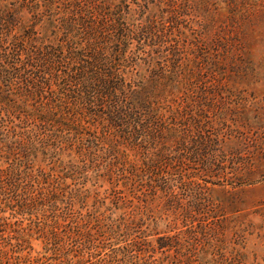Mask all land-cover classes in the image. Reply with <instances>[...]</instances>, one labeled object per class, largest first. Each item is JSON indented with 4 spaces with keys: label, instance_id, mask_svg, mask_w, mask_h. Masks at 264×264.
Returning a JSON list of instances; mask_svg holds the SVG:
<instances>
[{
    "label": "trees",
    "instance_id": "16d2710c",
    "mask_svg": "<svg viewBox=\"0 0 264 264\" xmlns=\"http://www.w3.org/2000/svg\"><path fill=\"white\" fill-rule=\"evenodd\" d=\"M123 1L0 3V197L5 206L36 214L38 205L62 196L64 182L38 173L46 183L41 190L25 170L36 160H28L32 147L52 156H69L72 149L90 160L107 154L129 167L132 191L137 187L140 194L132 196L118 224L128 236L127 257L141 264H201L211 254L219 264L226 255L214 226L222 223V206L206 183H250L264 156L258 141L228 123L232 109L215 100L231 75L224 66L236 64L235 46L187 43L177 26L175 33L172 21H179L187 4L168 0L169 20L148 17L143 25H127ZM143 33L150 45H168L152 58L129 59L127 40L132 34L141 40ZM140 59L151 66L148 75L147 69L134 73ZM69 165L71 176L74 164L60 162V169ZM178 220L198 228L182 232ZM161 221L171 233L147 240Z\"/></svg>",
    "mask_w": 264,
    "mask_h": 264
},
{
    "label": "rangeland",
    "instance_id": "374dc122",
    "mask_svg": "<svg viewBox=\"0 0 264 264\" xmlns=\"http://www.w3.org/2000/svg\"><path fill=\"white\" fill-rule=\"evenodd\" d=\"M173 1L187 4L185 14L171 24L175 33H178L177 26L187 37V43L200 39L216 46L225 41L235 46L236 64L231 66L230 62L229 66H224L225 73L231 75L227 83L217 89L215 100L232 109L231 116H227L232 127L264 147V0ZM169 3L168 0H124V22L143 25L148 17L167 21L169 16L165 11L173 9ZM133 35L127 40V53L132 52L129 59L131 56L152 58L156 55L155 49L163 51L168 45L166 42L150 45L149 35L143 33L145 37L141 40ZM218 49L220 53L223 51ZM141 59L136 61L134 73L143 74L147 69L148 75L151 66ZM218 93L225 99H220ZM36 148H30L28 156V160H32L35 155L33 167L29 163L30 167L25 169L37 177L36 186L42 190L46 184L43 178L47 176L64 182L67 187L57 202L38 205L40 210L36 214L27 213L25 209L20 213L21 208L12 204L5 206L7 203L0 197V264H141L140 259L126 256L123 246L128 236L118 226L122 215L129 212L132 196H140L137 187L132 191L129 167L114 164L109 160L112 156L107 154L103 155L106 158L91 155L94 159L90 160L86 156L77 157L72 149L69 156L64 152L52 156L53 151L35 153ZM68 161L74 164L71 176V165L68 171L60 169V162L64 166ZM56 165L57 168L51 169ZM82 165L86 166L83 173ZM38 173L43 177L41 181ZM25 182L32 183L30 179ZM206 184L213 201L222 206L217 211L222 223L220 227L214 226V235L222 240L217 241L226 255V261L219 264H264V156L259 173L250 183L236 185L212 179ZM177 222L182 232L190 225L198 228L196 222L186 225L181 220ZM166 229L161 221L147 240L155 243L156 232L171 233ZM201 264L218 263L207 254Z\"/></svg>",
    "mask_w": 264,
    "mask_h": 264
}]
</instances>
